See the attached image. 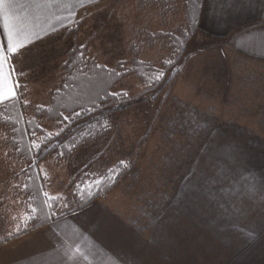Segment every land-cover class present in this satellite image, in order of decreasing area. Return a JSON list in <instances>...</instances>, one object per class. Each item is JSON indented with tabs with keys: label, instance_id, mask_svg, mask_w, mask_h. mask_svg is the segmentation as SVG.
Listing matches in <instances>:
<instances>
[{
	"label": "rangeland",
	"instance_id": "rangeland-1",
	"mask_svg": "<svg viewBox=\"0 0 264 264\" xmlns=\"http://www.w3.org/2000/svg\"><path fill=\"white\" fill-rule=\"evenodd\" d=\"M124 1L130 3L121 9L125 18L142 25L136 0H101L76 17L87 20L77 39L65 38L68 28L18 56L17 71L33 105L48 104V91L76 46L91 42L92 56L109 68L127 59V24L120 14L111 17ZM185 59L167 76L184 69L171 95L168 88L156 91L145 104L116 115L110 149L88 173L100 177L127 159L133 167L96 201L102 205L95 213L106 217L101 230L93 228V219L84 231L104 240L99 239L118 264H264V63L239 56L201 32ZM140 89L130 80L118 90L135 97ZM196 125L203 127L194 133ZM144 138L135 160L133 151ZM103 149L91 145L69 164H44L48 191L68 199L70 179ZM4 154L0 137V240L10 239L6 229L26 210L21 200H13ZM70 203L69 210L75 208ZM104 232L107 238L97 237Z\"/></svg>",
	"mask_w": 264,
	"mask_h": 264
},
{
	"label": "trees",
	"instance_id": "trees-1",
	"mask_svg": "<svg viewBox=\"0 0 264 264\" xmlns=\"http://www.w3.org/2000/svg\"><path fill=\"white\" fill-rule=\"evenodd\" d=\"M134 2L137 13L139 12L143 18L142 25L131 23L129 18H125L127 16L121 9L128 7L130 3L127 1L119 6L120 12L113 11L111 14V17L120 14L129 30L125 61L102 70L96 67L103 64L99 62L98 55L92 56L91 42L84 47L76 46L67 54L60 68L57 82L48 91V104L40 105L42 107L33 105L27 88L23 97L29 101L27 106L23 102L0 105V137L5 148L2 166L12 183L13 200H21L25 209L29 203L38 208L36 214L38 218L29 223L28 229L23 234L73 214L67 208L58 209L57 216L52 220L45 219L47 209L46 207L43 210L40 209L43 199L40 188L43 185L48 190L43 173L40 172L44 164L52 163L53 166L69 164L84 148L102 144L103 151L70 179L66 189L70 192V196L66 199L71 202V205H75L72 210L76 213L90 207L97 200L107 197L132 170L133 163H130L129 159L124 160L127 162V167L119 166L120 161L116 162L113 166H117L119 174L114 181H105L99 190L93 188V195L90 198L85 194L82 201L76 185L85 180L88 170L109 151L108 140L115 131L116 115L145 104L147 95L156 91L160 93L168 88V96L171 95L183 75L184 69L177 70L167 80L171 71L178 68L181 62H186L188 46L200 30V23L194 28L191 26V10L187 0H136ZM86 22L85 16L76 21L67 31L65 38L77 39ZM169 59L173 61L171 65L165 63ZM140 61L143 63H139ZM158 69H163L165 72L163 79L152 87H148L149 76ZM23 78V76L18 77L21 83ZM130 80L139 84L140 94L131 97L127 92L128 95L121 98L108 95L111 92H122L118 90L119 87ZM101 97L107 98L102 100ZM93 102L102 104V107L90 115H82L71 124L63 120L65 115L92 107ZM62 127L64 131L59 136L55 135ZM50 133L51 136H49ZM34 140L41 144L42 151L37 152L36 149L31 148ZM144 144L145 138L139 141L137 149L133 151L135 160L140 155ZM36 164H39V168L35 167ZM108 169H104L102 175H107ZM25 184L28 185L27 189L23 187ZM61 212L65 215H61ZM2 242H4L3 239L0 240V243Z\"/></svg>",
	"mask_w": 264,
	"mask_h": 264
},
{
	"label": "crops",
	"instance_id": "crops-1",
	"mask_svg": "<svg viewBox=\"0 0 264 264\" xmlns=\"http://www.w3.org/2000/svg\"><path fill=\"white\" fill-rule=\"evenodd\" d=\"M62 2L69 7L58 11L55 7L51 9L44 7L45 0H15L17 22L22 25L24 35L31 37L33 41L21 49V53L70 28L76 22V17L81 13L83 16L92 7V4L82 7L79 0ZM96 2L99 3L101 0ZM69 12L74 13L71 23L69 20L61 21L56 18V15L67 16ZM199 32L223 41L226 47L239 56L264 63V0H234L231 7H221L219 3H214L212 10L201 17ZM34 33H39L40 38L37 39ZM0 39H4L2 29ZM101 205L102 203L96 202L94 206L76 215L53 221L16 238L4 237V242L0 243V264H62V253L58 246L62 240L69 238L91 250L90 264H118L114 259V252L104 248L100 241L102 239L96 241L84 231L83 226L87 228L93 219L97 225L93 228L101 230L104 224L101 218H106L102 215L105 213L102 211L95 213L97 207L101 208ZM97 237L107 238L108 235L104 232L103 236ZM111 240L113 241L112 238Z\"/></svg>",
	"mask_w": 264,
	"mask_h": 264
},
{
	"label": "snow or ice",
	"instance_id": "snow-or-ice-1",
	"mask_svg": "<svg viewBox=\"0 0 264 264\" xmlns=\"http://www.w3.org/2000/svg\"><path fill=\"white\" fill-rule=\"evenodd\" d=\"M95 2L96 0H79V3L82 7ZM214 3H219L221 7H231L234 3V0H187V4L191 10V26L193 28L200 23L202 16L206 15L210 10H212V5ZM43 6L49 9L55 7L58 11H62L64 8L69 7V5L63 4L62 0H45ZM15 8V0H0V29H2L4 36V39H0V105L23 102V104L27 106L29 101L23 98L24 92L27 90V85L22 84L20 79H18V77L23 76V73L17 71L15 60L18 53L22 55L20 50L25 48L33 41L31 37L24 35L22 25L17 22ZM53 15H56V13H53ZM73 15L74 13L69 12L67 16L56 15V18L61 21L69 20L71 23V18ZM33 35L37 39L40 38L39 33H34ZM81 57L83 58L82 53ZM139 63H143V61H140ZM165 63L171 65L173 61L169 59L165 61ZM96 67L101 68L102 70H107L106 65H96ZM121 67H123V65H121ZM164 75L165 72L163 69L156 70L152 75L149 76L147 86L152 87L154 84L159 83L163 79ZM108 95L115 98H121L126 97L128 93L123 91L111 92L108 93ZM106 98L107 97H101L102 100ZM37 107L42 106L38 105ZM101 107L102 104L93 102L92 107L83 108L80 112H74L69 115H65L63 116V120L67 121L68 124H71L82 115H90L96 109ZM37 127H39V125H37ZM202 127L203 126L201 125H196L192 128V131L194 133L198 132ZM63 131L64 128L62 127L58 132L55 133V135L59 136ZM209 132H211V129H209L205 135L208 136ZM51 135L52 134L50 133L49 136ZM31 148L36 149L37 152L42 151L41 144L37 143L35 140L32 141ZM59 154L63 155V153ZM119 166L127 167V162L120 161ZM35 167L39 168V164H36ZM40 172L43 173L44 182L46 184L48 180L47 173L44 172L42 168L40 169ZM118 174L117 166L109 168L108 174L102 175L100 177H96L95 174L92 173H86L85 180L76 185V188L79 190L81 200H84L85 194H87V196L90 198L93 195V188L99 190L105 181H114ZM29 180H31V176H29ZM205 182L207 183L210 181L205 178ZM23 187L27 189L28 185L25 184ZM40 195L43 197L40 209L43 210V208L46 207L47 212L45 213V219L47 220H52L53 217L57 216L58 209L69 208V201L62 193L52 194L42 185L40 188ZM29 199L31 200V197H29ZM70 211H72L73 214L75 212V210L72 209H70ZM37 212V206L29 203L27 205V209L19 217V222L9 225V227L6 229L7 237H18L26 232L29 227V223L38 218L36 215ZM61 215H65V213L61 212ZM11 219L16 221L17 216L14 215L11 217ZM58 247L62 253V264H90L89 257L92 254L91 250L87 249L86 247H82L79 242L70 238L64 239L60 242Z\"/></svg>",
	"mask_w": 264,
	"mask_h": 264
}]
</instances>
